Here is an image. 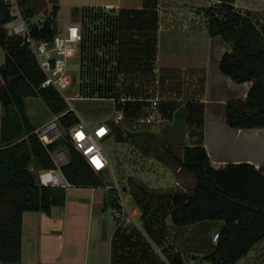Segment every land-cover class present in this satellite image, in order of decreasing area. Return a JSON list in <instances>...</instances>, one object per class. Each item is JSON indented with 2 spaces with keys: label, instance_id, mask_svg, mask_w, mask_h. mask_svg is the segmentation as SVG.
Listing matches in <instances>:
<instances>
[{
  "label": "crops",
  "instance_id": "0c3cea01",
  "mask_svg": "<svg viewBox=\"0 0 264 264\" xmlns=\"http://www.w3.org/2000/svg\"><path fill=\"white\" fill-rule=\"evenodd\" d=\"M252 1L257 6L263 0H236V6L244 14L250 15L256 10L248 6ZM215 2L58 0L57 4L59 7L66 4L74 8H93L112 13L116 23L113 37L116 56L112 58L114 74L112 85L107 83L108 92L118 96H137L135 101L138 100L139 107L130 108L136 112L133 114H146L151 99L147 96L154 93L156 96L152 98L158 97L157 94H174L178 96L174 98L176 102L184 103L179 107H186L185 123L178 130L181 123H177V110L180 109L172 107L167 101L163 104L161 97H158L163 119L156 125L148 126L150 129L147 130L155 135L158 129L164 130L163 137L170 135V143L181 145L179 157L183 156L186 146L202 144L212 162L218 166L249 162L264 169V129H237L227 122L228 102L245 99L252 82H235L221 70L222 56L232 51L233 47L221 36H212L209 32V20L203 9ZM5 61L6 52L0 45V67ZM142 103L145 104L144 109ZM27 114L30 116L28 110ZM170 117L169 122L167 118ZM141 132L130 131L128 137L140 138L147 143L139 135ZM134 148L137 149L136 146ZM182 170L179 165L177 171L180 173ZM188 180L195 187L194 178L180 176L177 178L178 187L180 185L178 191L191 194L183 183ZM111 187L107 184L103 187L74 186L67 189L64 206L54 207L50 215L25 212L22 263L171 264V254L190 253L196 256L194 251L178 249L180 244L178 248L171 245L170 239L168 243L171 246H168L167 232L173 231L175 224L171 218V203L167 198L156 197L148 216L141 213V204H133L134 207L129 211L125 207L126 213L121 222L117 226L112 224L107 209L112 206L115 212L119 207L111 201L114 197L109 191ZM123 206L122 202V209ZM133 219L142 232H136L132 227ZM202 222L210 223L208 220ZM44 223L45 227H42ZM218 233L214 235V245L218 242ZM197 262L192 260L187 263ZM237 264H264V241Z\"/></svg>",
  "mask_w": 264,
  "mask_h": 264
},
{
  "label": "trees",
  "instance_id": "16d2710c",
  "mask_svg": "<svg viewBox=\"0 0 264 264\" xmlns=\"http://www.w3.org/2000/svg\"><path fill=\"white\" fill-rule=\"evenodd\" d=\"M47 1L55 3L52 10L55 21L60 9L58 0ZM37 5L32 7V0H23V11L27 18H33L37 14L41 8ZM81 11L76 8L75 15L78 16ZM203 12L209 20L210 34L221 36L233 47L232 51L222 56L221 70L235 82H252L245 99L228 102V124L237 129H264V27L260 28L253 17L241 12L236 6V0H216L204 8ZM90 17L93 18L87 26L83 25L84 39L86 37L92 41L90 47H97L99 43L94 28H90L92 23H96L97 16ZM11 19L9 6L4 0H0V45L6 52V61L0 67V264H23L24 213L32 211L50 215L54 207L64 206L67 197L66 189L40 186L37 182V171L55 167L50 150H56L59 143L46 147L32 134L37 126L27 114L26 100L30 97H42L55 115L63 114L60 121L65 128L80 120L73 111L65 113L69 105L58 90L54 87H42L45 75L36 57L30 53L20 37L9 35L5 28ZM47 25L40 31L45 36L58 33L57 29L52 30ZM81 48L83 58H89L87 68L90 71L91 84L87 86V90L90 96H95L96 90L100 91L109 79L104 74L93 75L97 64V48L89 50L85 43ZM103 60L108 62L110 59L105 57ZM84 74L85 65L82 87L85 84ZM129 106L131 103L128 110L124 109L126 113H136ZM177 123L180 124L179 119ZM183 125L180 124L177 129H182ZM139 135L147 142L163 143L182 169L196 178L191 194L180 191L166 195L146 193L139 200V204L143 205L144 216L151 213L152 201L160 197L169 199L171 218L177 226L223 220L225 225L218 233L214 251L205 255L201 263L237 264L257 244L264 241V169L249 162L218 166L212 162L202 144L186 146L183 156L179 157L172 151L173 143L168 145L170 135L166 134L160 139L147 130ZM22 138L25 139L19 142ZM70 155V162L62 170L74 186H106L102 173H96L79 151L71 148ZM147 195L149 197L146 199ZM111 201L116 207H120L114 197ZM169 260L171 264H188L180 253L169 255Z\"/></svg>",
  "mask_w": 264,
  "mask_h": 264
},
{
  "label": "rangeland",
  "instance_id": "374dc122",
  "mask_svg": "<svg viewBox=\"0 0 264 264\" xmlns=\"http://www.w3.org/2000/svg\"><path fill=\"white\" fill-rule=\"evenodd\" d=\"M36 5L41 8L38 10L33 19L37 21L41 18H44L46 20V25L50 24L49 21H53V23L51 22L52 24L50 25V28H52V30L55 28L58 30V32L61 31L65 23H69L70 21L81 23L86 27L87 23L91 20V18H93L90 16H97L96 23H92L90 28H94V33L97 37L96 40L99 45L97 47L96 45H94V47H90V45H92V41H90V39L87 40L86 37L85 39L87 41H85L84 39V43L89 50L93 48H97V52H101L103 50L104 57L110 60L108 62H97L96 66L94 67L93 75L97 76L100 74H104L105 76H111L112 74H114L112 71L113 61L111 60V57L114 58L116 56V50H114L116 49V47L113 45L114 30L116 28L114 23V16L111 12H105L101 10V12H99L94 11L96 9L93 8L81 7L80 9L82 11L77 16L75 15L76 8L64 4L60 7L58 16H56V20L54 21L50 18L54 7V5H51L50 1L36 0L34 2L32 0V7H35ZM248 6L256 9L253 12L251 11L252 14L250 15H253L252 17L255 22H257L258 25H261L260 28L264 27V0L262 1L261 5L258 4L256 6L252 1L250 2V4H248ZM227 43L231 45L229 42ZM100 66H102L104 69L101 70V72L100 70L98 71V67ZM87 80H89L88 77ZM107 83L110 85L111 80L109 79ZM69 94L75 97L81 96L80 98H73L70 104H68L69 108L73 107V112L77 115L80 121L85 122L90 128L95 127L101 123H107L108 125H110L113 132L115 130L114 133L112 132L107 138L102 140L104 149L107 153H109L111 157L110 166L103 171L102 175L105 179L106 184L112 186L109 191L112 193L114 198L118 200L120 207L117 208V210H122L121 206L123 201L125 203L124 207H126L128 211L129 209L132 210L134 205L136 206L137 204H139V200L149 192L154 194H159V192L163 194H172L174 192H177L178 190H180V185L178 187L177 184V178H179L180 176H184L185 178H194L196 182V179L192 173L185 170H182L180 173L177 171L179 168V163L176 162L170 155V153L165 149V145L163 143H144V141L140 140V138H134L132 136L128 137L130 131L131 133H139L143 130L150 129L148 125H140L138 123H135L134 120H131L130 116L135 114L130 113V115H128L126 113L129 119L124 122L116 123L114 121L117 107L122 105H118L119 99H113L111 97H132L131 101L124 102L123 107L126 110L130 103L131 106L129 107H131L132 109L134 108V106L136 107L138 105V100L135 101V98H137V96L111 95V93H104V90L102 94L108 95L110 97H87L83 93L80 94L78 92H70ZM154 95L156 96V93L151 94L147 97L152 98L154 97ZM157 95L158 97H161L163 104H165L167 101V103L171 104L172 107L176 106L180 109L177 110V116L180 120V123L184 124V112L186 110V104L184 105L185 109L183 107L180 108L179 106L184 103L180 104L176 102L174 98H177L178 96L174 94ZM26 104L27 110L30 113V118L34 125H40L43 122L54 117V113L42 97H30L26 100ZM142 104L144 105V109L145 104ZM187 105L189 106L190 104L188 103ZM167 119V121L170 122L171 117ZM118 131H120L119 134H117ZM163 136L164 130L158 129L157 137L162 139L164 138ZM115 137L118 138L120 142H118ZM170 138L171 137H169L168 140H170ZM169 144L171 143L169 142L168 145ZM135 146L137 147V149L134 148ZM171 146L172 151L176 155L180 156L181 145L175 146L172 144ZM183 183L186 185L187 191L189 193H192L194 186L191 185V181L188 180L184 181ZM148 197L149 195L146 196V199ZM114 210L115 209L110 206L107 209V212L110 220L112 221V224L117 226L121 222V219L116 218L113 215ZM143 212L144 209L143 207H141V213L143 214ZM127 214L129 215V217H131L129 212ZM132 222L133 224L131 225L135 230H137L136 232H142L137 221H134L133 219ZM208 222L210 223L199 222L187 226L173 225L174 230H171V232H167L166 241L168 243L170 239L172 241V244H170L176 245L177 248V245L180 244V248H178L180 250L194 251L196 253V258L190 253H183V257L187 262L190 263L192 260H196L201 263V259L205 255L211 254L215 249L216 245H214L213 243L214 235L217 231L221 232L225 225V222L223 220H208ZM43 226L45 227V223L42 224V227ZM133 228H131V230ZM95 231L96 230L94 229V232ZM170 244L168 243L169 247L171 246Z\"/></svg>",
  "mask_w": 264,
  "mask_h": 264
},
{
  "label": "built area",
  "instance_id": "2783aa9c",
  "mask_svg": "<svg viewBox=\"0 0 264 264\" xmlns=\"http://www.w3.org/2000/svg\"><path fill=\"white\" fill-rule=\"evenodd\" d=\"M4 2L9 6L12 13V19L6 23L5 28L8 30L9 35L20 37L23 44L28 47L30 53L36 57L45 75V81L42 87H54L68 104H70L73 98L81 97L70 95V92L83 93L87 97L106 98L100 94L103 93V90L104 93H109L107 84L101 87L100 91L96 90L97 94L95 96H90L87 90V86L91 84V77L90 71H88L89 69L87 68L89 58H83V49L81 51V47L84 43L83 24L78 22L65 23L60 32L54 36L47 37L43 32H40L46 26V20L41 18L35 21L33 18H27L23 11V0H4ZM50 18L53 20L52 15ZM51 22L52 21H49V26L52 24ZM103 53V50L98 53L96 52L97 62H104L103 59H105V57ZM76 62H81L80 78L77 72L69 70V64ZM84 65L85 84L82 87ZM99 70L101 72V70L104 69L98 67V71ZM87 77L89 80H87ZM106 77L110 80L112 79V75ZM111 98L119 99L118 105H122L116 106L117 110L114 121L120 123L129 119L123 106L124 102L131 101L132 97ZM149 104V110L146 114L132 115L130 119L140 125L152 126L158 124L163 119L160 111V98L155 97L149 99ZM70 111H73V107L69 108L65 113ZM1 115L2 105L0 102V140ZM62 115L63 114H54V117L50 121L41 126H37L32 134H35L46 147L56 142L59 143L56 150H50L55 167L37 171L38 184L40 186L57 187L67 190L74 187L62 170V167L70 162V149L73 148L79 151L92 169L100 174L110 166V158L102 145V140L112 133V129L110 125L106 123H101L90 128L83 121H79L71 127L65 128L60 121ZM25 138L20 139L19 142L23 141ZM123 205L125 206L124 201ZM124 206L122 211L116 210L114 212L116 218L123 219L126 213ZM218 237L219 234H216V238Z\"/></svg>",
  "mask_w": 264,
  "mask_h": 264
},
{
  "label": "water",
  "instance_id": "95a60500",
  "mask_svg": "<svg viewBox=\"0 0 264 264\" xmlns=\"http://www.w3.org/2000/svg\"><path fill=\"white\" fill-rule=\"evenodd\" d=\"M69 70L77 72L79 74V78H80V74H81V62H76V63H70L69 64ZM194 264H200V263H194Z\"/></svg>",
  "mask_w": 264,
  "mask_h": 264
}]
</instances>
